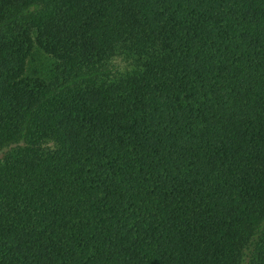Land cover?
Masks as SVG:
<instances>
[{
	"label": "trees",
	"instance_id": "obj_1",
	"mask_svg": "<svg viewBox=\"0 0 264 264\" xmlns=\"http://www.w3.org/2000/svg\"><path fill=\"white\" fill-rule=\"evenodd\" d=\"M0 264H264V0H0Z\"/></svg>",
	"mask_w": 264,
	"mask_h": 264
}]
</instances>
